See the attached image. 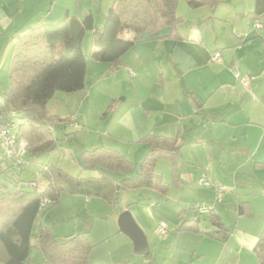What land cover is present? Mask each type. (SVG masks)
Here are the masks:
<instances>
[{"label": "crops", "instance_id": "1", "mask_svg": "<svg viewBox=\"0 0 264 264\" xmlns=\"http://www.w3.org/2000/svg\"><path fill=\"white\" fill-rule=\"evenodd\" d=\"M231 6H235L238 19L234 25L245 22V14L241 16L238 10L240 7L233 3ZM88 9L81 11L77 6L76 11H71L69 1L39 0L34 1L30 8H25L22 0H0V92L11 85L9 55L18 36L47 20L58 22L72 16L81 19ZM211 9L197 15L195 21H191L185 28L179 24V39L170 37L169 27L156 33H146L116 67L108 64L104 66L101 61L92 60L89 53L91 60L88 61L87 77L93 67L102 68L103 76L98 77L99 81L106 76L109 68L117 72L127 70L129 76L126 81L129 77L132 79L135 101L123 110L118 106L115 113L121 112L119 120L125 124L131 142L141 145L134 152L135 158H138L136 164L148 152V145L141 139L150 132L176 138L182 145L178 155L160 160L170 164L171 182L164 181L168 184L167 194L163 195L151 188L148 192L162 199L155 201L154 207L160 216L172 221L175 229L183 217L198 216L197 220L201 222L202 217H207L209 212H201L196 207L211 206L206 204L211 198L209 191L216 194V189L202 185L201 178L222 184L226 192L225 199L231 193L237 204L250 196L245 190L251 187L245 185L242 179L247 175V170L257 174L255 179L260 188L264 189V170L260 165L264 160V85L261 84L264 81V48L255 52L257 63L254 64L250 60V51L244 57H238L236 46L225 49L234 40H224L218 44L219 39L214 40L211 34L212 24L215 29L213 19L219 17L218 9ZM107 12L103 11L100 24H104ZM251 42L240 40V43L245 44ZM216 52H221V62L213 60ZM234 71L239 72L241 78H237ZM244 77L250 78L248 85L242 82ZM173 164L177 166L178 181L173 180ZM45 185L46 181L40 175L35 186L42 191ZM170 186L184 187L185 190L177 197H172L169 194ZM120 196L123 198L125 194L122 192ZM86 200L89 204L94 201ZM224 204L219 205L220 210L228 208ZM138 206L151 207L152 203L134 201L125 205L124 211L130 209L133 212L134 219L146 235L156 232L157 226L165 221L149 224ZM215 209L220 213L219 209ZM96 214L99 217L101 213ZM115 216L114 221L119 225L120 215L116 210ZM117 224H108L107 227L117 228ZM107 227L103 230L105 233H102V238L112 236ZM76 230V233L88 231L91 239L89 224ZM233 236L253 250L258 241L257 235L238 229ZM171 253L177 257L192 258L191 251L187 249L175 247Z\"/></svg>", "mask_w": 264, "mask_h": 264}, {"label": "trees", "instance_id": "2", "mask_svg": "<svg viewBox=\"0 0 264 264\" xmlns=\"http://www.w3.org/2000/svg\"><path fill=\"white\" fill-rule=\"evenodd\" d=\"M179 1L113 0L101 29H95L96 17L90 8L81 19L72 16L56 23L46 22L18 36L9 55L11 89L8 93L0 92V116L5 123L17 124L14 132L18 139L26 141L25 152L34 156L54 147L53 116L49 114L48 103L56 93L86 89L88 58L83 46L88 31H94L90 58L116 67L146 33L169 27L170 37H181ZM187 1L192 8H216L226 0ZM248 17L252 22L264 19V0H254ZM141 141L149 149L137 165L113 147L102 145L84 150L82 163L87 169L99 170L97 176L77 177L57 163L44 164L40 175L46 185L42 191L35 186L36 180L23 179V165H10L12 174L7 175L8 182L0 180V262L26 264L35 245L44 253L43 264H92L94 245L88 231L60 238L40 221V213L50 204L57 205L63 192L97 197L112 205L119 202L120 194L126 190L151 188L166 195L168 184L158 175V163L166 156L178 155L182 145L176 138L153 132ZM260 165L264 167V160ZM116 174L120 175L119 179ZM173 180H179L176 164H173ZM24 182L28 188L23 187ZM242 210L251 214L253 207L246 201ZM197 218L183 217L177 232H192L222 243L232 237L231 227L215 208L206 217L210 226L204 228ZM254 252L264 264V231ZM142 253L149 254L150 247Z\"/></svg>", "mask_w": 264, "mask_h": 264}, {"label": "rangeland", "instance_id": "3", "mask_svg": "<svg viewBox=\"0 0 264 264\" xmlns=\"http://www.w3.org/2000/svg\"><path fill=\"white\" fill-rule=\"evenodd\" d=\"M34 1L39 0H22V5L25 8H30ZM59 1H69L71 11H76L77 6L81 11L92 8L96 17L95 29L103 27L104 24H100V18L103 16V11H109L113 3V0ZM232 3L240 7L238 10L241 16L245 14V22L240 25H234L237 24L238 19L236 17L235 6H231ZM253 3L254 0H226L219 3L216 7L219 17L217 16V20L213 19L215 29L212 24L211 34L214 40L219 39L218 44L224 40L228 42L234 40L225 49L236 46L238 57H244L250 51V60L256 64L257 56H254V54L260 48H264V27L256 32L254 30V22L248 17L249 12L253 8ZM210 10H212L210 6L192 8L189 6L187 0H180L177 7V13L182 17L180 27L184 26L185 28L191 21H195L197 15L204 14ZM261 21L264 24V19ZM46 22L56 23L48 20ZM93 34L94 31H88L84 40L83 48L88 61L91 60L89 59V53L92 48ZM240 40L252 42L245 44L240 43ZM101 64L111 66L109 63L102 62ZM101 69L90 68L85 90L75 93L57 92L55 97L48 103L49 114L53 116L54 147L49 151L38 153L34 156H31L27 152L24 153L25 163L22 175L25 181H35L40 177L43 165L48 162L61 165L69 173L77 177L97 176L100 173L99 170L87 169L83 165L81 160L82 152L86 149L102 145L118 148L132 161L138 160V158H135L134 152L137 146L141 145H134L131 142V136L125 124H122L119 120L121 112L115 113L118 106H121V110H123L131 106L133 101H135L132 79L129 77L128 82L126 81L129 76L126 72L127 70L124 71L122 69L123 71L117 72L109 68L108 73L105 74L106 76L99 81L98 77L103 76ZM262 82L263 86L264 81ZM10 89L11 85L1 93H8ZM111 105L113 107L109 109ZM9 166L10 164L3 163L0 154V180L4 183L8 182L7 175L11 176L12 174V171L8 169ZM169 166L170 164H167L166 161H160L158 164V175L168 183L172 179ZM246 173L247 175L242 177V179L246 182L245 185L251 187L245 190L246 193H250L247 200L237 204L234 202V198L231 197V193H228L227 198L225 199L224 197L223 199L224 205H227L228 208L220 210L219 205L223 203H217L216 194L214 191H209L211 198H209L210 201L208 200L206 204L220 210L224 221L231 227L233 234L238 229L257 235L259 239L264 231V189L260 188L259 182L255 179L257 174H254L252 170H247ZM115 177L119 179L120 175L116 174ZM22 185L28 188L25 182ZM242 188H245V186ZM149 190L145 188L123 191L125 196L123 198L120 196V202L116 205L109 204L97 197L88 198L94 200L92 204H89V201L84 196L63 192L57 205L53 206L50 204L42 209L40 221L43 220L60 238H66L76 233L75 231H78L76 229L89 224L90 236L92 235L91 241L94 245L90 256L92 264H261L253 248L244 246L236 236L232 235L228 242L222 243L192 232H177L173 228L172 221L160 216V212L154 207L155 203L162 199L158 195H149ZM183 190H185L184 187L170 186L169 194L172 197H177ZM144 198L147 200H140ZM134 201L152 203L151 207L138 206L141 215L147 219L149 224H153L154 222L159 223L164 220L168 225L169 231L166 235H160L154 231L147 234L150 247L149 254L136 252L133 241L120 230L119 225L114 221L116 217L115 210L120 215L124 211L125 205H130ZM246 201L251 203L253 212L251 214L244 213L240 215L239 210ZM230 206L232 207L231 209ZM128 210L133 215V212L130 209ZM96 213L101 214L99 217H96ZM108 224H113V226L117 224L118 227L111 229L107 227ZM201 225L204 228L210 226L206 216L205 218L202 217ZM106 227L109 228V232H112V236L108 239L102 238L105 233L103 230ZM35 235L36 233L34 234V242L36 241ZM175 247L191 251L192 258L186 259L172 254L171 252ZM44 260L43 251L34 245L26 264H43ZM0 264L5 263L0 262Z\"/></svg>", "mask_w": 264, "mask_h": 264}, {"label": "built area", "instance_id": "4", "mask_svg": "<svg viewBox=\"0 0 264 264\" xmlns=\"http://www.w3.org/2000/svg\"><path fill=\"white\" fill-rule=\"evenodd\" d=\"M263 27L264 24L261 20H257L254 22V30L256 32ZM213 60L216 62H221V52H216L213 56ZM234 73L237 78H241L239 72L234 71ZM241 80L245 85H248L250 83L249 77H244ZM16 125L17 124L15 123H5L2 116H0V154L3 163L5 162L10 165H24V153L27 143L25 140H20L16 137V134L14 132ZM200 183L207 187H214L216 189V202L219 204L223 203V199L225 197V189L222 184L210 182L205 178H201ZM196 208L201 210V212H209L215 207L205 206L202 208L200 205H198ZM156 232L160 235H166L168 233V225L165 222H161L157 226Z\"/></svg>", "mask_w": 264, "mask_h": 264}, {"label": "water", "instance_id": "5", "mask_svg": "<svg viewBox=\"0 0 264 264\" xmlns=\"http://www.w3.org/2000/svg\"><path fill=\"white\" fill-rule=\"evenodd\" d=\"M239 214H244L242 208H240ZM118 223L120 230L133 241L134 250L136 252H143L149 247L146 233L136 222L129 210H125L120 214Z\"/></svg>", "mask_w": 264, "mask_h": 264}]
</instances>
